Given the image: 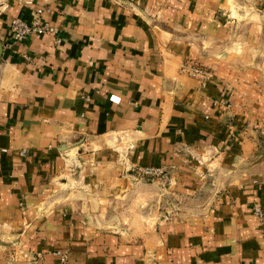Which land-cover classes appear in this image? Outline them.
<instances>
[{
  "label": "crops",
  "instance_id": "0c3cea01",
  "mask_svg": "<svg viewBox=\"0 0 264 264\" xmlns=\"http://www.w3.org/2000/svg\"><path fill=\"white\" fill-rule=\"evenodd\" d=\"M39 8L58 34L14 40L12 19ZM185 61L215 74L203 86L180 72ZM223 98L233 111L212 107ZM258 124L264 132V0H13L0 12V209L26 213L35 264H264L253 211L264 181L242 179L205 214V164L255 154ZM122 133L132 140H112ZM77 138L86 151L71 180L89 200L51 204ZM144 165L170 180L149 183L133 171ZM168 193L185 200L147 225L146 200ZM119 197L129 202L114 217Z\"/></svg>",
  "mask_w": 264,
  "mask_h": 264
},
{
  "label": "rangeland",
  "instance_id": "374dc122",
  "mask_svg": "<svg viewBox=\"0 0 264 264\" xmlns=\"http://www.w3.org/2000/svg\"><path fill=\"white\" fill-rule=\"evenodd\" d=\"M233 110L234 106L229 111L225 112L229 113ZM228 121L232 124H236L235 116L230 115L228 117ZM255 133L260 146L256 153L251 157L245 158L240 156H227L225 165L213 163L211 165L209 164L208 166V164H205V188L208 190V185L211 187V190L208 191V193H205V214L206 211L209 212L216 204L220 192L227 191L235 184H240L242 179H249L248 176H255L257 179L264 181V132L262 131L260 124H258L257 128H255ZM112 140H115V142H127L131 141L132 138L131 136L122 133L115 135ZM79 141L80 138H77L69 143L70 145L68 147L62 149L63 151L72 149L65 153H67L68 157L75 159V163H69V168L71 167L69 172L73 170L70 172L73 175L70 174L67 176V179L60 181L62 184L59 183L58 185L62 187L61 193L55 191L56 194L54 197L50 198L51 204L53 202L55 204L63 203L67 197V194L70 195L69 193H72L73 195L78 194L80 198H83L86 201L89 200L86 191L80 187L76 181L71 180H78L80 177V172L83 170V164H81L82 162L80 163L77 159L82 155V152L86 151V148L83 146L84 140L82 142ZM114 145L119 147L118 154L120 160L125 159L127 154L122 153V150L120 149L121 146H117V144ZM228 151L231 152L230 149H228ZM208 154L213 156L212 153ZM208 154H205V156ZM217 154L219 155V153ZM68 181L70 182L67 183ZM149 183L153 182L151 181ZM161 187L163 186L161 185ZM145 193L152 195L150 191H146ZM184 200L185 198L183 197L180 202L179 200L175 199L171 193L163 196V199L160 201L155 200L154 198H151V200H146L145 212L143 213L145 216L143 217L145 223L147 225H154L158 218L167 219L168 217L169 219V216L173 214L172 210L174 203L181 204L184 202ZM127 202L129 201L126 197H119V199L114 202V206L116 208L114 217L118 214V209L122 208ZM126 208H128V206H126ZM138 214V212L129 211L126 213L125 219L130 217L132 219L134 215ZM26 217L27 215L23 211L20 213L18 211H1L0 209V264H35L40 261V257L42 256L41 251L36 252L37 254L30 253V251L24 247L25 235H20L22 233L24 234L25 232L26 224L23 221L26 219ZM39 253L40 255H38Z\"/></svg>",
  "mask_w": 264,
  "mask_h": 264
},
{
  "label": "built area",
  "instance_id": "2783aa9c",
  "mask_svg": "<svg viewBox=\"0 0 264 264\" xmlns=\"http://www.w3.org/2000/svg\"><path fill=\"white\" fill-rule=\"evenodd\" d=\"M13 0H0V12H7L12 8ZM48 8H39L36 10L35 15L31 19L14 17L11 22V33L16 41H24L29 37L37 34H49L56 36L59 29L56 26L43 20L42 15L44 12H49ZM58 43H61L62 39L60 37L56 38ZM180 72L186 74L190 77L197 79L201 85H205L206 82L211 79L215 72L210 67L203 64L185 61L180 66ZM212 107L219 109L223 112L229 111L233 104L227 100L223 99H213ZM206 117H209L208 115ZM27 150L23 149L21 155L25 156ZM138 176L149 179L151 181H159L161 183H166L171 178V173L168 169L160 165H144L133 169ZM254 213L264 222V210L259 206L255 205L253 207ZM57 255L60 257L62 263H65L68 259V255L65 252L57 251ZM40 255V253L38 254Z\"/></svg>",
  "mask_w": 264,
  "mask_h": 264
},
{
  "label": "water",
  "instance_id": "95a60500",
  "mask_svg": "<svg viewBox=\"0 0 264 264\" xmlns=\"http://www.w3.org/2000/svg\"><path fill=\"white\" fill-rule=\"evenodd\" d=\"M83 140H84V138H81L79 142H82ZM79 142H78V143H79ZM76 144H77V143H76ZM64 148H65V147H64Z\"/></svg>",
  "mask_w": 264,
  "mask_h": 264
}]
</instances>
